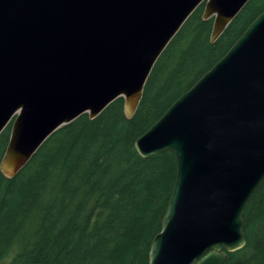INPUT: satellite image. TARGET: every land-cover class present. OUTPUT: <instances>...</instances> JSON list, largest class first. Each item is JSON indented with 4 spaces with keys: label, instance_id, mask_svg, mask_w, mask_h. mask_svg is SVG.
<instances>
[{
    "label": "water",
    "instance_id": "95a60500",
    "mask_svg": "<svg viewBox=\"0 0 264 264\" xmlns=\"http://www.w3.org/2000/svg\"><path fill=\"white\" fill-rule=\"evenodd\" d=\"M248 0H0V160L15 175L55 130L118 97L131 117L171 38L204 3L214 41ZM171 151L173 189L148 264H222L264 180V10L134 140ZM43 264V263H32Z\"/></svg>",
    "mask_w": 264,
    "mask_h": 264
},
{
    "label": "trees",
    "instance_id": "16d2710c",
    "mask_svg": "<svg viewBox=\"0 0 264 264\" xmlns=\"http://www.w3.org/2000/svg\"><path fill=\"white\" fill-rule=\"evenodd\" d=\"M203 8L155 61L131 117L118 97L55 130L15 175L0 166V264H148L177 167L168 150L141 157L134 140L223 56L264 0H248L214 41ZM242 232L245 245L222 264H264V180L243 209Z\"/></svg>",
    "mask_w": 264,
    "mask_h": 264
},
{
    "label": "rangeland",
    "instance_id": "374dc122",
    "mask_svg": "<svg viewBox=\"0 0 264 264\" xmlns=\"http://www.w3.org/2000/svg\"><path fill=\"white\" fill-rule=\"evenodd\" d=\"M1 264H4V263H1Z\"/></svg>",
    "mask_w": 264,
    "mask_h": 264
}]
</instances>
